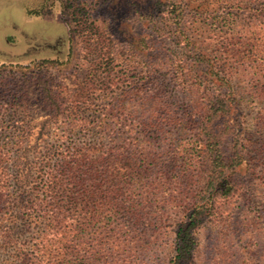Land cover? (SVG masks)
<instances>
[{"label": "trees", "instance_id": "1", "mask_svg": "<svg viewBox=\"0 0 264 264\" xmlns=\"http://www.w3.org/2000/svg\"><path fill=\"white\" fill-rule=\"evenodd\" d=\"M252 36L240 35L214 59L207 55L190 64L170 59L151 68L143 80L156 86V74L168 69L175 88L189 97L188 112L181 116L167 104L163 89L169 84L156 86L159 91L150 97H138L136 106L142 109L126 113L114 111L111 103L90 111L91 99L66 96L49 67L18 81L8 103L40 104L51 113L38 129L25 118L10 132L5 158L0 156V237L10 242L20 223L24 241L17 260L118 264L116 257L127 244L151 238L152 221L164 211L180 220L169 264H193L203 223L216 220L236 192L242 203L251 201L258 166L234 80L240 72L253 74L254 100L264 114V64L255 63L263 50ZM82 38L87 58L111 57L106 34ZM108 64H93V72L104 69V79L112 81ZM142 83L138 80L134 91L141 92ZM147 104L150 109H144ZM259 119L263 124L264 115ZM59 122L64 129L54 135ZM173 128L189 134L190 143L184 146L174 138ZM168 142L175 146L166 152Z\"/></svg>", "mask_w": 264, "mask_h": 264}, {"label": "rangeland", "instance_id": "2", "mask_svg": "<svg viewBox=\"0 0 264 264\" xmlns=\"http://www.w3.org/2000/svg\"><path fill=\"white\" fill-rule=\"evenodd\" d=\"M178 8L184 11L179 18ZM262 10L264 0H0L1 158L7 153L10 132L21 128L25 118L38 129L50 116L47 106L8 103L13 87L32 77L36 68L49 67L52 77L66 87V96L89 97L86 107L90 111L102 110L99 105L103 103L126 113L142 109L137 107L138 97H150L162 83L169 84L163 89L167 104L181 116L188 112L189 97L175 88L173 74L168 69L159 71L158 87L143 78L151 76L152 67L159 68L170 59L175 64L194 63L207 55L214 59L219 49L242 34L253 35V44L263 50L255 63L264 64ZM88 33L107 35L111 57L84 55L82 35ZM100 63L103 67L109 63L112 81L104 79V69L93 72L97 68L93 64ZM252 79L251 72H240L234 80L243 128L251 136L252 156L258 166L257 177L250 184L251 201L242 203L236 192V197L221 207L216 220L203 223L193 264H264V123L259 122L264 114L254 100L256 84ZM138 80L144 82L141 92L133 89ZM144 109H150V104ZM58 128L64 129V124H55L54 135ZM172 132L184 146L190 143L189 134L179 128ZM164 145L166 152L175 146L170 142ZM163 213L152 221L151 238L127 244L116 257L118 264H169L180 220L175 212ZM15 224L10 242L0 237V264H21L17 250L24 238L20 237V223Z\"/></svg>", "mask_w": 264, "mask_h": 264}]
</instances>
